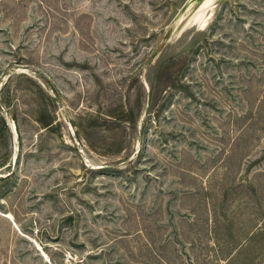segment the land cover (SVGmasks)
I'll return each instance as SVG.
<instances>
[{"label":"rangeland","instance_id":"rangeland-1","mask_svg":"<svg viewBox=\"0 0 264 264\" xmlns=\"http://www.w3.org/2000/svg\"><path fill=\"white\" fill-rule=\"evenodd\" d=\"M205 3L0 0V264H264V0Z\"/></svg>","mask_w":264,"mask_h":264},{"label":"trees","instance_id":"trees-1","mask_svg":"<svg viewBox=\"0 0 264 264\" xmlns=\"http://www.w3.org/2000/svg\"><path fill=\"white\" fill-rule=\"evenodd\" d=\"M49 124H51V123H47V125H49ZM3 162V164H5L6 163V161H2ZM12 173L13 172H10L9 174H7L5 177H3V178H6V179H8L11 175H12ZM2 179H1V177H0V181H1ZM0 194H2V185L0 184Z\"/></svg>","mask_w":264,"mask_h":264},{"label":"bare ground","instance_id":"bare-ground-1","mask_svg":"<svg viewBox=\"0 0 264 264\" xmlns=\"http://www.w3.org/2000/svg\"><path fill=\"white\" fill-rule=\"evenodd\" d=\"M207 2H208V0H206V3L205 4H207Z\"/></svg>","mask_w":264,"mask_h":264}]
</instances>
